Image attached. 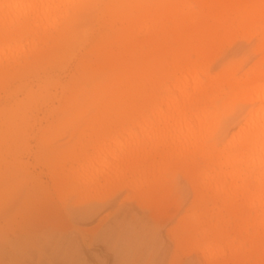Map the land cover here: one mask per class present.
<instances>
[{"label": "rangeland", "instance_id": "374dc122", "mask_svg": "<svg viewBox=\"0 0 264 264\" xmlns=\"http://www.w3.org/2000/svg\"><path fill=\"white\" fill-rule=\"evenodd\" d=\"M86 1L72 25L59 10L39 25L31 21L35 30L10 40L23 45L18 53H0V264H210L219 246L226 256L236 253L231 264H264V229L254 224L256 214L247 206H225L179 170L158 202L144 203L126 190L116 206L90 219L80 214L88 204L110 203L114 196L110 189L81 198L61 185L62 162L103 105L94 103L69 122L77 108L67 107V99L75 95L85 106L97 83L118 75L107 50L123 51L120 36L130 20L121 13L143 0ZM65 5L70 13L72 3ZM190 6L197 13L193 21L158 18V44L144 46V52L162 51L169 40L175 60L192 27L201 30L204 17L210 18L218 37L206 53L205 80L219 82L217 108L223 111L235 99L230 81L257 74L264 83V21L229 31V22L216 17L217 8L201 0H190ZM13 24L15 30L19 24ZM8 42L0 37V46ZM190 56L201 71L202 56L196 51ZM243 107L230 106L227 119Z\"/></svg>", "mask_w": 264, "mask_h": 264}, {"label": "bare ground", "instance_id": "6f19581e", "mask_svg": "<svg viewBox=\"0 0 264 264\" xmlns=\"http://www.w3.org/2000/svg\"><path fill=\"white\" fill-rule=\"evenodd\" d=\"M201 1L219 10L216 17L229 22V31L264 21L262 0H250L242 6V0ZM69 2L70 13L65 5ZM86 6V0H0V37L10 42L0 46V53H18L23 48L10 40L24 30H35L37 27L30 29L31 21L39 25L61 10L67 12L70 26ZM121 14L130 20L120 36L124 49L121 53L114 46L107 50L108 62L118 69V75L97 83L85 106L75 95L67 99V107L77 108L69 122L86 113V107L99 101L103 105L62 162L58 173L61 185L72 187L71 192L78 191L81 198L99 197L110 189L114 196L110 203L88 204L80 214L90 219L116 206L126 190L144 203L158 202L165 195V183L175 179L179 170L191 182L221 197L225 206L231 203L238 210L247 206L256 214L254 224L264 229L262 76L230 81L235 99L221 111L217 108L219 82L215 77L205 80L206 53L218 37L210 18L204 17L201 30L192 27L191 38L181 42L174 60L169 40L162 51L155 47L144 52V46L158 44L154 28L158 18L176 15L181 20H195L197 13L190 0H143ZM13 23L19 24L15 30ZM142 33L147 36L141 38ZM192 51L202 56L201 71L195 69ZM239 102L244 107L228 120L227 109ZM232 255L226 256V250L219 246L209 263L231 264L236 253Z\"/></svg>", "mask_w": 264, "mask_h": 264}]
</instances>
